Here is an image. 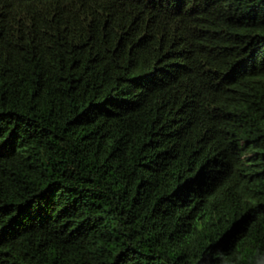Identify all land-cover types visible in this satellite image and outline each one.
I'll return each instance as SVG.
<instances>
[{"label":"trees","instance_id":"16d2710c","mask_svg":"<svg viewBox=\"0 0 264 264\" xmlns=\"http://www.w3.org/2000/svg\"><path fill=\"white\" fill-rule=\"evenodd\" d=\"M0 264H264V0H0Z\"/></svg>","mask_w":264,"mask_h":264}]
</instances>
